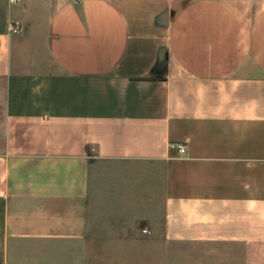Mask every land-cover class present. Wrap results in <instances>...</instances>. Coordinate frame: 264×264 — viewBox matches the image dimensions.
I'll return each instance as SVG.
<instances>
[{
  "label": "crops",
  "instance_id": "crops-1",
  "mask_svg": "<svg viewBox=\"0 0 264 264\" xmlns=\"http://www.w3.org/2000/svg\"><path fill=\"white\" fill-rule=\"evenodd\" d=\"M0 264H264V0H0Z\"/></svg>",
  "mask_w": 264,
  "mask_h": 264
},
{
  "label": "built area",
  "instance_id": "built-area-1",
  "mask_svg": "<svg viewBox=\"0 0 264 264\" xmlns=\"http://www.w3.org/2000/svg\"><path fill=\"white\" fill-rule=\"evenodd\" d=\"M12 1H14V0H12ZM12 29L15 32L19 31L21 29L20 24L19 23H15L13 25V28ZM175 144L178 147V149H179L180 152H185L186 151V144L184 142H177Z\"/></svg>",
  "mask_w": 264,
  "mask_h": 264
}]
</instances>
